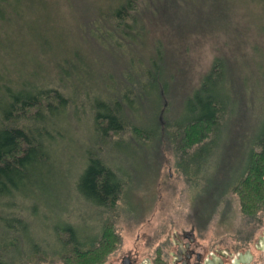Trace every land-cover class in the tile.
<instances>
[{
  "label": "rangeland",
  "instance_id": "374dc122",
  "mask_svg": "<svg viewBox=\"0 0 264 264\" xmlns=\"http://www.w3.org/2000/svg\"><path fill=\"white\" fill-rule=\"evenodd\" d=\"M43 1L37 0V3ZM162 1L159 10L163 13L162 9L166 7L167 15L159 13V2L156 1L154 10L157 11L152 18L144 15L141 18L148 38L140 44H126L121 49L111 45L103 47L84 39L87 30L95 28L100 9L110 6L114 0H45L48 22L42 20L40 11L36 14L39 20L36 18L35 30L41 32L46 23L55 31L46 33V38L49 36L56 41L57 34H61L59 45L65 46L64 50L83 51L97 63L92 64L95 76L107 73L116 82L128 80L130 73L127 72L131 69L133 74H140L141 62L153 51L164 47L167 69L162 76L171 79V94L164 95V104L167 107L171 100L172 105L168 118L164 117L165 107L160 111L158 120L163 131L168 123L181 122L200 78L212 68L217 58L222 59V84L226 88L220 94L229 107L222 148L208 164H204L200 173L193 174L192 168L185 173L184 168L178 167L180 157L167 138L155 136L150 141H143L128 133L114 136L113 141H117L109 143L101 157L125 178L121 199L111 211L92 209L93 206L83 199L77 200L78 190L74 186L77 171L84 164L85 150L97 148L93 126L89 125V106L77 97L78 90L73 86L76 81L54 79L51 74L53 56H41L33 50L32 55L44 67L39 82L48 85L51 91L75 98V103L71 102L77 107L80 122L79 126L74 122L69 128L65 120H58L57 127L63 131L64 139L56 148L59 146L58 154L64 162L58 163L57 169L50 173L48 183L36 190L28 189L17 199H2L0 236L6 234L4 220H18V225L10 232L18 240L13 251L24 250L30 254L32 242L26 234L40 241V248L58 247L52 228L61 219L75 226L90 225L94 228L93 233H98L97 229L106 222L112 224L121 243L105 262L114 261L128 252H138L139 260H148L151 264L154 248L172 236L153 232L195 228L203 235L205 244L227 248V264L249 250L254 256L251 264H264V252L256 249L257 242L262 244L264 240V211L256 217L245 215L236 194L229 193L224 197L218 193L238 178L236 172L264 120V0ZM99 46L103 48L89 51L90 47L99 49ZM64 50L56 55H64ZM136 57L138 60L132 62ZM157 101L155 95H148L141 100L135 115L143 127L154 131ZM62 208H66L64 214L60 212ZM249 232L256 234H247ZM40 264L65 263L49 259Z\"/></svg>",
  "mask_w": 264,
  "mask_h": 264
},
{
  "label": "trees",
  "instance_id": "16d2710c",
  "mask_svg": "<svg viewBox=\"0 0 264 264\" xmlns=\"http://www.w3.org/2000/svg\"><path fill=\"white\" fill-rule=\"evenodd\" d=\"M156 1L159 10L162 0H114L110 6L100 9L95 28L87 30L84 39L117 49L142 43L148 38V31L142 26L141 18H152L157 11L154 10ZM45 6V0L40 4L37 0H0V204L4 198L17 199L28 189L36 190L48 183L50 173L57 169L58 163L64 162L58 154L59 146L56 148L64 139L63 131L57 127L58 120H65L69 128L74 122L79 126L80 122L77 107L73 105L75 98L51 91L52 88L39 82L44 67L32 55L33 50L41 56H53L51 74L54 79L76 81L73 86L78 90L77 97L90 109L89 125L93 126L97 148L85 150L84 164L74 179L77 200L83 199L92 209L99 210L111 211L118 205L125 178L108 166L101 154L109 143L117 141H113L114 136L123 133L143 141L155 136L167 138L180 157L178 167L184 168L185 173L189 168L194 169L193 174L200 173L204 164L222 148L224 133L227 134L229 107L220 94L226 88L222 84V59L217 58L200 78L193 96H189L181 122L168 123L163 131L158 120L160 111L165 107L164 117L168 118L172 105L171 100L167 107L164 104V95L171 94V79L162 76L167 69L164 47L141 62L140 74L129 70L128 80L124 82L113 81L107 73L95 76L92 70L95 60H90L81 50H64L65 46L59 45L61 34L58 32L56 41L48 35L46 38V33L55 32L46 23L41 32L35 30L36 14L40 11L42 20L48 22ZM162 10L163 13L160 10L159 13L167 15L168 9ZM103 47H90L89 51ZM25 48L29 50L24 51ZM61 49L64 55H56ZM137 60L136 57L132 62ZM98 92L99 95H94ZM152 94L158 99L155 131L143 127L135 116L141 100ZM246 151L244 162L236 172L238 178L218 193L224 197L236 194L243 213L256 217L264 211V120ZM66 208L60 212L64 214ZM4 222L6 234L0 236V264H40L49 259L65 264H101L121 243V237L114 234L110 223L106 222L97 229L98 233H93L90 225L75 226L58 219L52 228L58 247L40 248V241L26 234L32 242L28 255L24 250L13 251L18 240L10 232L14 231L18 220Z\"/></svg>",
  "mask_w": 264,
  "mask_h": 264
},
{
  "label": "flooded vegetation",
  "instance_id": "af4514ba",
  "mask_svg": "<svg viewBox=\"0 0 264 264\" xmlns=\"http://www.w3.org/2000/svg\"><path fill=\"white\" fill-rule=\"evenodd\" d=\"M153 233L157 235L172 234V236L171 238L168 236V238L154 248L153 261L150 259L151 264H227L226 261L229 256L227 248H213L209 244H205L204 240L202 242L203 235L195 228L189 230L182 229L180 231L167 233L162 229L159 232L156 231ZM114 234H117L115 230ZM247 234L256 233L249 232ZM155 239H157V236H155ZM257 243L256 249L264 252V249H262L264 243L262 242L261 244L260 241ZM137 253L138 252H128L127 254L118 256L114 261L105 262L103 264H149L148 260H139ZM232 261L233 259L231 262ZM253 261L254 256L252 262Z\"/></svg>",
  "mask_w": 264,
  "mask_h": 264
},
{
  "label": "water",
  "instance_id": "95a60500",
  "mask_svg": "<svg viewBox=\"0 0 264 264\" xmlns=\"http://www.w3.org/2000/svg\"><path fill=\"white\" fill-rule=\"evenodd\" d=\"M264 243V240H263ZM264 249V247L262 248ZM253 259V255L251 254V252H246V253H240L238 254L233 261L231 262V264H250L252 262Z\"/></svg>",
  "mask_w": 264,
  "mask_h": 264
},
{
  "label": "bare ground",
  "instance_id": "6f19581e",
  "mask_svg": "<svg viewBox=\"0 0 264 264\" xmlns=\"http://www.w3.org/2000/svg\"><path fill=\"white\" fill-rule=\"evenodd\" d=\"M103 51V50H102ZM106 58V57H105ZM175 82V81H174ZM176 83V82H175ZM162 107V106H161ZM185 112V111H184Z\"/></svg>",
  "mask_w": 264,
  "mask_h": 264
}]
</instances>
